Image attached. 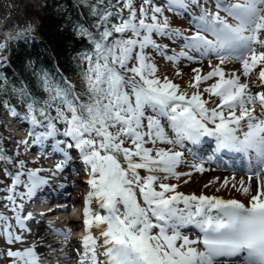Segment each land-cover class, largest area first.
Wrapping results in <instances>:
<instances>
[{
    "label": "snow or ice",
    "instance_id": "obj_1",
    "mask_svg": "<svg viewBox=\"0 0 264 264\" xmlns=\"http://www.w3.org/2000/svg\"><path fill=\"white\" fill-rule=\"evenodd\" d=\"M214 3L213 12L200 0H165L163 5L143 0L139 6L135 0H97L90 6L95 31L77 25V35L91 44L81 57L83 91L55 84L46 73L40 78L45 99L21 90L26 107L22 119L30 125L31 140L19 143L59 154L56 171L65 169L70 150H75L88 172L86 232L77 264H264V90L250 87L258 81L264 89V0ZM166 11L187 15L191 30L173 28ZM157 38L176 42L179 51ZM148 49L174 65L210 54L219 62L209 61L211 70L203 75L199 68L192 70L189 93L157 75ZM230 62L240 68L226 73L223 66ZM11 113L18 115L14 108ZM205 138L214 141L215 154L246 161L247 182L233 177L231 183L246 202L203 192L185 194L177 191V184L163 182L191 176L177 171L186 161L184 151L175 148L200 145ZM10 159L0 155V161ZM191 167L206 171L202 163ZM5 171L12 178L5 199L23 229L31 213L21 217L24 206L15 204L16 197L31 198L48 179L39 175L42 169ZM21 184L26 193H17ZM229 184L225 177L221 187ZM93 227L98 236L92 235ZM189 227L198 230L195 239L184 234ZM12 228L0 214V236L8 244L23 240ZM55 231L67 244L71 229ZM6 254L9 264H40L35 246L9 248Z\"/></svg>",
    "mask_w": 264,
    "mask_h": 264
},
{
    "label": "trees",
    "instance_id": "obj_2",
    "mask_svg": "<svg viewBox=\"0 0 264 264\" xmlns=\"http://www.w3.org/2000/svg\"><path fill=\"white\" fill-rule=\"evenodd\" d=\"M96 2L40 0L41 8L36 9L24 0H11L9 11L14 29L4 48L5 64L0 70V131L4 113L12 114L14 108L18 113L16 116L23 117L26 112L21 90L38 100L47 97L40 79L45 73L55 84H71L77 92L83 91L80 74L85 65L81 57L91 51V44L86 37L77 35V25L83 24L95 31L96 17L91 15L90 6ZM33 18L37 22L36 28ZM0 155L11 158L4 160L8 164L18 163L15 149L1 145Z\"/></svg>",
    "mask_w": 264,
    "mask_h": 264
},
{
    "label": "bare ground",
    "instance_id": "obj_3",
    "mask_svg": "<svg viewBox=\"0 0 264 264\" xmlns=\"http://www.w3.org/2000/svg\"><path fill=\"white\" fill-rule=\"evenodd\" d=\"M181 17H183V16H181ZM3 25H4V23L0 22V37L3 36V27H4ZM34 28H36V27H34ZM2 58H3V55L0 56V65L2 64L1 63ZM190 65H191V62H189L187 60H182L179 63V65H178L179 68L177 70H175L174 72H172V74H166V73L162 72L163 68L160 67V70H158L157 75H159L161 78H163L165 76L168 77L174 83L179 84L181 89H187L189 91V93H190L192 91V89L191 88L188 89L189 81L187 80V77H186V73L188 71H190V67H191ZM213 65H215V64H213ZM223 67H224V70H225L226 73H230V72H232L234 70L239 69L240 65H239L238 62H230V63L224 65ZM177 72H179L180 75H177ZM215 79L216 78H213V81L202 82L201 88L205 87L209 83L214 82ZM189 144L190 143H187V149L179 148L178 151H184V153H185L184 160L187 159V161H190V160L192 161L191 157L189 156V154L186 151L195 154L194 152L197 149H196V146H195V148L191 147L189 149V147H188ZM149 146H151V145H149ZM159 147H168V145L159 144ZM209 148H210V143L207 142L206 145L201 146L198 149L200 151H203L204 149H209ZM196 156L197 157H202L200 152H197ZM229 158H231V159H229ZM232 159L239 160V158L237 156L229 157L228 155H226V156H224L223 160H218V161H216L214 163H205V164H203V166L206 169V171H204L202 173L194 171L191 174L190 177L189 176H182L179 179L174 178L173 181H174V183L175 182L177 183V181L185 183V181H187L188 185H193L194 187L191 189L190 193L200 194V193L203 192V193L209 194V195H219V196H222L225 199H240V200L246 202V197L245 196L241 197V198H238L237 196H238V194L240 192L238 191L237 193H235V191L231 190V188H230L231 187V183L234 182V181H232V178L235 177V181L238 182V180H240V179H238L240 174L237 175V173H235V175H232V174H229V172L221 169V168H224V167L245 168V171L243 173L246 174L248 172L246 164L237 163L235 160H232ZM177 171L178 172H182V173H187L186 170H183L182 168H179V167L177 168ZM62 173H64V172L62 171ZM243 176H244V174L242 175L241 178H244L245 181L247 182V178H245ZM225 177H227L229 179L230 184H229L228 187H221ZM88 178H89V176L77 177V179H78V181L76 183L77 186L72 187V188L76 187L78 189V194H79L80 197H82L84 199V201H85V198L87 196L88 191L90 190V186L87 183ZM217 178H219V179H217ZM210 182H212V183H210ZM84 183H87V185L89 187L88 191H86L84 189L85 188L84 187ZM188 185H184V188H186V186L188 187ZM205 185H208V187L206 188ZM253 187H255V184H253ZM72 188H70V189H72ZM217 189H219V191H217ZM177 191L184 192L185 194H188V191H186L185 189H182V188L181 189L177 188ZM92 207L93 208L96 207L95 203L92 204ZM76 210L77 209H75L74 211L76 212ZM83 217L84 216H82V218ZM83 221H84V218H83ZM55 224L59 225V226H57L58 228H63L64 226H66V222L62 221V220H57V222ZM44 225L41 224V226H39L35 232H33V233L30 232L32 234V236H33L32 238L34 240V245L33 246H35V250H36V252H37V254L39 256L47 255L48 254V248L50 247L47 237L45 235L41 234V229L45 227ZM70 225H75V224H70ZM82 225L84 226L83 231L81 232L82 233V237H83V235L86 232V228H85L84 222L82 223ZM190 230H192V229H190ZM91 231H92V235H94V236H98L99 235V230L96 229L95 227H93ZM193 231H194V229H193ZM81 233H79V234H81ZM71 235H72V231L70 233V236ZM185 235H188L190 237V235L188 233L185 234ZM190 238H192V237H190ZM195 238H196V236L193 239H195ZM76 241H81V239L73 240L72 244H75ZM81 244H82V241H81ZM61 251H62V249H61ZM55 255H56L55 253H52L51 257H54Z\"/></svg>",
    "mask_w": 264,
    "mask_h": 264
},
{
    "label": "rangeland",
    "instance_id": "obj_4",
    "mask_svg": "<svg viewBox=\"0 0 264 264\" xmlns=\"http://www.w3.org/2000/svg\"><path fill=\"white\" fill-rule=\"evenodd\" d=\"M26 3H29V4H32L33 6H34V8H36V9H39V8H41V3H40V0H24ZM11 2V0H0V22L2 23V22H4V21H8V23L11 25V15H10V7L12 6V4L10 3ZM135 2H136V4H137V6H139V4H140V0H135ZM200 2L202 3V4H204V6L205 7H207L210 11H216V8H215V3H214V0H200ZM142 3V2H141ZM153 3L154 4H158V5H163L164 3H165V0H153ZM195 11H196V13L198 14V12H199V9H195ZM165 15L166 16H168L169 17V22H170V24H171V26L173 27V28H179V29H181V30H191V25H190V21H189V17L187 16V15H184V14H181V15H177V14H175L174 12H168V11H166L165 12ZM181 16H183V17H181ZM32 22H33V26L34 27H36V19L35 18H33L32 19ZM8 39L9 38H7V41H8ZM158 39V42H160V43H164V44H169V47L170 48H172V49H175L176 51H179V49L177 48V44H176V42H170L168 39H166V38H157ZM6 41V42H7ZM5 42V43H6ZM150 54H151V56H152V58H153V60L155 61V63H156V66H157V69L158 70H160V67L161 68H163L162 69V72H164V73H166V74H172V72H174L175 70H177L178 68H179V66L178 65H174L173 63H170L169 61H167L166 59H164L162 56H160L155 50H153V49H148L147 50ZM169 54H171V53H169ZM202 59H200V60H198V61H192L191 62V67H190V71H188L187 73H186V77H187V80L190 82V81H192V77H193V75H194V73H193V69L194 68H199V69H201V75H203L204 73H206V72H208V71H210L211 70V67H210V64H209V61L211 62V65H213V64H216V63H218L219 61L216 59V57L214 56V55H209L208 57H206V58H204L202 61H201ZM201 61V62H200ZM3 64L2 65H4L5 64V61L4 62H2ZM1 65V66H2ZM158 73V72H157ZM242 79H244L243 77H242ZM68 82H70V81H68ZM255 86V87H254ZM250 87L253 89V91H258V90H264V89H261V87L259 86V82L257 81L256 83H253V84H251L250 85ZM188 89H190L189 87H188ZM205 97L207 98V94H205ZM5 121V119H3V121H2V126H3V128H4V122ZM23 126H25V129L26 130H28V128L30 127V125H29V123L27 122V123H25V124H23ZM59 126V125H58ZM167 127V126H166ZM169 133V136H171L172 135V133H171V131L169 130L168 131ZM0 133H3L2 132V129H1V131H0ZM7 135V134H6ZM61 139H63L62 137H60ZM12 143H14L13 142V139L11 138L10 140H8L7 141V146L8 147H12ZM159 146V145H158ZM168 147H173L172 145H168ZM178 149H179V147L177 146L176 148H175V150H177L178 151ZM188 154H189V156L191 157V159H192V161L190 160V161H187V159H185L186 160V163H184V164H182L181 166H179V168H182L183 170H186V172L187 173H193L195 170L191 167L193 164H200V163H202V164H205V163H213V162H211V161H209L208 159H205V158H203V157H197L196 156V154H193V153H191V152H188V151H186ZM20 161H22L21 160V158H20ZM194 161V162H193ZM53 162H56V160L55 159H53ZM11 166H13V170H21L20 168H16V167H14V165H11ZM35 166H39L38 165V163H36L35 164ZM40 167V166H39ZM35 168V167H34ZM82 168H84V166L82 167ZM85 169V168H84ZM220 169V168H219ZM222 170H225V171H227V172H229V174H232V175H235V173H237V175H239L240 174V176H239V178L238 179H241V177H242V175L244 174V176L243 177H245V178H247L248 177V175L247 174H249L248 172L245 174V173H243L244 171H245V169L244 168H236V169H234V170H231L230 168H228V167H224V168H221ZM43 171H49V169H47V168H45ZM141 175L143 176V175H146V173L143 171V170H141ZM6 178V177H5ZM22 179H25L26 180V175L24 176V177H22ZM262 179H264V177H262ZM174 177H170L168 180H163V182H165V183H172V184H177L178 185V188L179 189H185L186 191H188V194L190 193V191H191V189L194 187L193 185H188V183H183V182H178L177 181V183L175 182L174 183ZM239 181V180H238ZM5 183H6V180L4 181ZM184 185H188V187L186 186V188H184ZM84 189H86V191H88L89 190V187H88V185H87V183H84ZM231 188V190H234L235 191V193H237L238 191H236L235 189H233L232 187H230ZM16 191H17V193H26V189H25V187L21 184V185H19V186H17V189H16ZM85 191V192H86ZM238 198H241V197H244V195L242 194V192H240L239 194H238V196H237ZM20 196L19 195H17V197H16V200H15V203L16 202H20L21 200H20ZM10 209V208H9ZM9 211L10 210H8L7 212H5L4 213V215H5V217H7L8 218V222L9 223H11L10 221V219H11V216H13V215H15V213H10L9 214ZM12 212V211H11ZM37 229L34 227V229H32V231H30L31 233H33V232H35ZM14 233L15 234H19V235H21L20 234V231H19V229L17 228V226L16 227H14ZM30 232H28V229L25 231V235H22L23 236V240L22 241H20V242H16V243H14V244H10V246L11 247H15L16 249H23V248H26V247H30L31 245H25V244H27V243H30L31 241H34L33 240V236H32V234L30 233ZM189 234L190 235V237H192V238H194L195 236H197V233L195 232V231H193V230H190V228H187V229H185L184 230V234ZM41 234L42 235H45L46 237H47V239H48V241H49V243H51L52 242V240H51V237L49 236V230L48 229H46V231H44V230H41ZM77 243H80V241H77ZM5 244L6 245H8V243H7V241L6 240H4V239H0V245L3 247V248H6L5 247ZM17 244H18V248H17ZM19 245H25V246H19ZM79 244H77L76 246H75V248H79L80 246H78ZM9 248H7V250H8ZM4 252H5V250L4 249H2V251L0 252V261L1 262H4L6 259V257L4 258ZM8 257V256H7ZM8 259V258H7Z\"/></svg>",
    "mask_w": 264,
    "mask_h": 264
}]
</instances>
